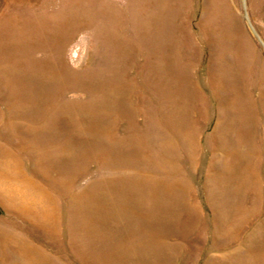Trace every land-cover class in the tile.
Masks as SVG:
<instances>
[{
    "label": "rangeland",
    "instance_id": "rangeland-1",
    "mask_svg": "<svg viewBox=\"0 0 264 264\" xmlns=\"http://www.w3.org/2000/svg\"><path fill=\"white\" fill-rule=\"evenodd\" d=\"M0 264H264V0H0Z\"/></svg>",
    "mask_w": 264,
    "mask_h": 264
},
{
    "label": "bare ground",
    "instance_id": "bare-ground-1",
    "mask_svg": "<svg viewBox=\"0 0 264 264\" xmlns=\"http://www.w3.org/2000/svg\"><path fill=\"white\" fill-rule=\"evenodd\" d=\"M235 21V20H234ZM231 24V23H230ZM234 24V23H233ZM238 27H239V25H238ZM241 28V27H240ZM252 50V49H251ZM222 187H224V186H222Z\"/></svg>",
    "mask_w": 264,
    "mask_h": 264
}]
</instances>
